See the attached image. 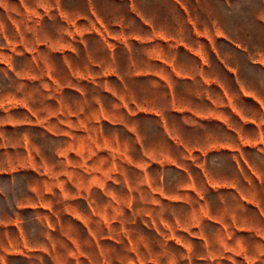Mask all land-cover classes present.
<instances>
[{"label": "rangeland", "instance_id": "1", "mask_svg": "<svg viewBox=\"0 0 264 264\" xmlns=\"http://www.w3.org/2000/svg\"><path fill=\"white\" fill-rule=\"evenodd\" d=\"M125 10L111 0H0V222L10 220L16 204L42 203L16 209L31 250L6 256L7 264H51L48 250L33 249L49 242L60 246L61 264H125L137 257L168 264L182 257L165 238L174 219H184L185 205L153 189L163 185L169 193L183 176L170 160L146 158L138 144L139 137L155 153L165 147L157 120L135 114L165 107L163 90L91 69V59L106 63L110 36L119 34L113 27L74 30L98 25L96 15L107 26ZM239 17L248 24V3ZM131 47L140 59L143 47ZM185 99L178 97L181 104ZM5 235L17 237L12 226L0 225V246Z\"/></svg>", "mask_w": 264, "mask_h": 264}, {"label": "crops", "instance_id": "2", "mask_svg": "<svg viewBox=\"0 0 264 264\" xmlns=\"http://www.w3.org/2000/svg\"><path fill=\"white\" fill-rule=\"evenodd\" d=\"M111 1L126 6L115 21L106 26L96 15L98 25L74 30L113 27L119 34L110 36L114 46L107 50V64L91 59V69L119 81H153L166 97L165 107L138 108L135 114L157 120L165 146L155 153L145 146L146 138L138 137L144 156L172 161L183 176L169 193L163 185L153 189L187 210L165 238L182 253L168 264H264V37L258 39L259 30L264 34V1L260 14L257 0ZM246 3L248 24L239 17ZM131 44L143 47L140 59ZM100 73L88 77L97 79ZM179 96H186L183 104ZM197 157L200 164L193 163ZM190 162L194 168L184 166ZM39 205L16 204L10 220L1 218L0 225L12 226L17 237L5 235L0 264H7L6 256L31 250L15 212ZM48 245L33 249L48 250L51 264H61L60 246ZM125 264L144 262L137 257Z\"/></svg>", "mask_w": 264, "mask_h": 264}]
</instances>
